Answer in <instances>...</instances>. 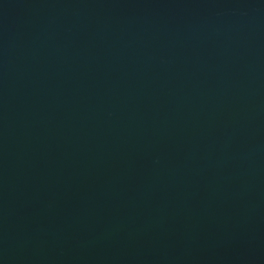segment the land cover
Wrapping results in <instances>:
<instances>
[{
  "label": "water",
  "instance_id": "95a60500",
  "mask_svg": "<svg viewBox=\"0 0 264 264\" xmlns=\"http://www.w3.org/2000/svg\"><path fill=\"white\" fill-rule=\"evenodd\" d=\"M0 264H264V0H0Z\"/></svg>",
  "mask_w": 264,
  "mask_h": 264
}]
</instances>
